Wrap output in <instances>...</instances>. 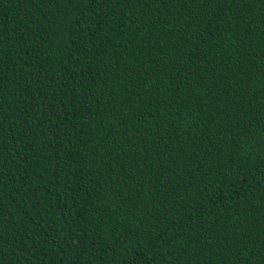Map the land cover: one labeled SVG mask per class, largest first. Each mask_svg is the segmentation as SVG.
Masks as SVG:
<instances>
[{
    "label": "trees",
    "instance_id": "trees-1",
    "mask_svg": "<svg viewBox=\"0 0 264 264\" xmlns=\"http://www.w3.org/2000/svg\"><path fill=\"white\" fill-rule=\"evenodd\" d=\"M0 264H264V0H0Z\"/></svg>",
    "mask_w": 264,
    "mask_h": 264
}]
</instances>
